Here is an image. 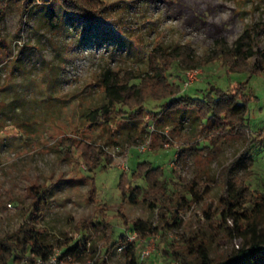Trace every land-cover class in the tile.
Masks as SVG:
<instances>
[{
    "label": "rangeland",
    "instance_id": "1",
    "mask_svg": "<svg viewBox=\"0 0 264 264\" xmlns=\"http://www.w3.org/2000/svg\"><path fill=\"white\" fill-rule=\"evenodd\" d=\"M103 1L104 12L91 23L64 14L57 4L60 17L55 19L39 2L21 16L15 0H8L0 18V237L20 226L43 191L38 227L48 241L67 235L81 238L76 223L96 222L100 208L116 233L133 241L136 233L125 229L118 213L149 224L157 223L158 213L144 202L123 201L119 182L124 171L131 174L138 162L149 160L162 166L166 176L176 171L206 189L180 213L179 226L170 232L176 242L199 234L214 256L255 241L264 243V145L247 157V140L223 137L216 156L191 154L181 167L177 158L184 147L210 142L196 110L177 109L157 120L127 119L113 104L107 106L108 119L99 110L93 113L107 103L111 78L120 84L127 78L137 82L152 71L153 49L170 52L184 44L205 58L218 44L230 48L245 35L253 49L251 65H257L259 73L231 72L219 60L197 63L182 74L185 80L187 71H198L188 87L182 81L183 89L192 94L211 84L227 89L248 80L254 93L248 102L251 133L263 130L264 0ZM150 106L159 109L151 100ZM148 139L149 147L140 151ZM80 141L102 146L110 156L108 167L90 169L77 147ZM157 141L164 144L154 150ZM230 166L234 181L226 175ZM226 198L245 214L222 221ZM207 211L215 218H208ZM90 230V249L74 259L75 264L92 263L105 250V229ZM158 241L159 235H152L140 242V252L149 251L152 257L145 263L168 264ZM108 260L128 264L125 247L112 250Z\"/></svg>",
    "mask_w": 264,
    "mask_h": 264
},
{
    "label": "trees",
    "instance_id": "2",
    "mask_svg": "<svg viewBox=\"0 0 264 264\" xmlns=\"http://www.w3.org/2000/svg\"><path fill=\"white\" fill-rule=\"evenodd\" d=\"M15 1L21 16L28 14L39 2L48 8L49 14L55 19L60 17L54 9V4H57L64 14L78 16L90 23L100 18L106 8L103 0ZM7 5L8 0H0V18L5 14ZM252 55V46L245 35L238 38L230 48L218 44L212 55L205 58L198 57L190 46L184 44H177L170 52L155 48L151 53L152 71L139 76L137 82L127 78L125 83L120 84L116 79L111 78L106 84L107 103L95 108L93 113L99 110L100 116L108 119L110 116L107 106L113 104L118 113L127 119L157 120L166 112L181 108L193 109L198 112L202 120L203 131L211 138L208 144L198 142L184 147L177 158L181 167L186 165L187 158L191 154L216 156L219 152L218 143L223 137H240L247 140V157H252V150L264 145V129L256 134L251 133L248 102L254 97V93L248 88V80L240 81L227 89L211 84L208 88H196L191 94L183 89L185 80L182 77L185 70L193 68L197 63L205 64L214 60H219L221 65L231 72L259 73V67L251 65ZM173 66L177 69L175 73L171 71ZM150 100L157 103L158 110L150 106ZM163 144V141H157L152 143V147L158 150ZM77 147L81 151L83 162L90 169L99 165L103 168L108 167L110 156L102 146L80 141ZM232 169L233 167L230 166L226 175ZM229 177L234 181L230 174ZM247 188L245 185L244 191ZM119 189L123 201L144 202L158 213L156 224H149L142 219H130L122 211L118 213L123 219L125 229L136 233L133 241H127L123 233H116L114 225L106 218L103 208L98 209L96 222L82 219L76 223L75 229L82 233L81 238L67 235L66 238L56 237L52 242L48 241L43 230L38 227L45 204L44 192L39 191L28 217L15 231L0 237V264H40L39 258L45 261L44 264H51L47 259L56 250H59L62 257L72 256L73 259H77L90 249L88 243L92 236L91 227L99 226L105 229L106 247L103 254L89 264H110L108 255L118 247H125L128 264H147L144 260L147 258L148 261V258H152L151 254L142 258L139 244L152 235H159L158 246L161 255L169 260L168 264H264V243L258 241L228 254L214 256L210 243L199 234L191 235L183 242L172 239L170 232L179 226L180 213L188 209L193 202L201 199L206 191L197 179L186 180L176 171L173 177H168L162 166H155L153 162L145 160L138 162L131 174L127 171L121 174ZM94 191L95 189H92V192ZM223 205L224 208L220 213L222 221L232 214L236 218H239V214H245L236 209L229 198L225 199ZM206 215L208 218H215L209 211Z\"/></svg>",
    "mask_w": 264,
    "mask_h": 264
},
{
    "label": "built area",
    "instance_id": "3",
    "mask_svg": "<svg viewBox=\"0 0 264 264\" xmlns=\"http://www.w3.org/2000/svg\"><path fill=\"white\" fill-rule=\"evenodd\" d=\"M197 73H198V71H196V70H189L186 72V74H185L186 79H185V83H184L186 87L189 86L191 83H193L194 78H195ZM152 130H153V127H152ZM150 142H151L150 139H148L145 143L140 145L139 150L145 151L149 147ZM149 253H150L149 251H146V252L144 251L142 253V258H144ZM47 260H48L47 262L51 263V264H75L72 256L62 257V256H60V252L57 250L53 254H51ZM38 262L40 264L45 263V261L42 258H39Z\"/></svg>",
    "mask_w": 264,
    "mask_h": 264
}]
</instances>
